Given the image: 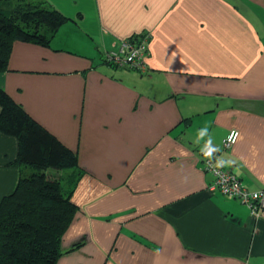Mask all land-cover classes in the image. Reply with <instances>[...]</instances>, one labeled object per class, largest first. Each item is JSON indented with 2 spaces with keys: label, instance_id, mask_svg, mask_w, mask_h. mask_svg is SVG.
Wrapping results in <instances>:
<instances>
[{
  "label": "crops",
  "instance_id": "obj_1",
  "mask_svg": "<svg viewBox=\"0 0 264 264\" xmlns=\"http://www.w3.org/2000/svg\"><path fill=\"white\" fill-rule=\"evenodd\" d=\"M44 1L68 19L49 45L16 40L0 83L84 170L62 247L85 243L57 264H264V211L203 169L264 188V0ZM141 36L144 71L104 60ZM17 149L0 130V201Z\"/></svg>",
  "mask_w": 264,
  "mask_h": 264
},
{
  "label": "trees",
  "instance_id": "obj_2",
  "mask_svg": "<svg viewBox=\"0 0 264 264\" xmlns=\"http://www.w3.org/2000/svg\"><path fill=\"white\" fill-rule=\"evenodd\" d=\"M67 19L44 0H0V72L7 69L16 40L49 45ZM104 60L117 66L106 54ZM0 130L17 138V156L10 164L21 170L15 189L0 201V264H57L85 243L82 239L62 247L79 211L72 199L84 174L78 154L32 117L2 83Z\"/></svg>",
  "mask_w": 264,
  "mask_h": 264
},
{
  "label": "built area",
  "instance_id": "obj_3",
  "mask_svg": "<svg viewBox=\"0 0 264 264\" xmlns=\"http://www.w3.org/2000/svg\"><path fill=\"white\" fill-rule=\"evenodd\" d=\"M147 50L146 39L141 42H133L128 38L121 43L119 48L106 52V57L117 66L144 71ZM239 136V129L232 128L223 141L224 148H232ZM203 163V169L214 175L215 179L210 186L212 190H219L226 195L238 198L249 207L254 216L262 214L264 211V188L259 190L248 188L231 168H225L218 164L215 158L208 157Z\"/></svg>",
  "mask_w": 264,
  "mask_h": 264
},
{
  "label": "clouds",
  "instance_id": "obj_4",
  "mask_svg": "<svg viewBox=\"0 0 264 264\" xmlns=\"http://www.w3.org/2000/svg\"><path fill=\"white\" fill-rule=\"evenodd\" d=\"M201 136H203V132H201Z\"/></svg>",
  "mask_w": 264,
  "mask_h": 264
}]
</instances>
